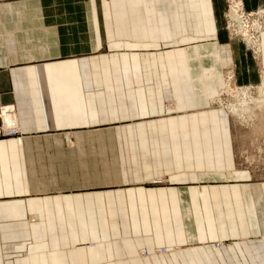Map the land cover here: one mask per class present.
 I'll list each match as a JSON object with an SVG mask.
<instances>
[{
    "label": "crops",
    "instance_id": "obj_1",
    "mask_svg": "<svg viewBox=\"0 0 264 264\" xmlns=\"http://www.w3.org/2000/svg\"><path fill=\"white\" fill-rule=\"evenodd\" d=\"M225 5L0 0V264H264V181L210 105L256 82L264 32L256 63Z\"/></svg>",
    "mask_w": 264,
    "mask_h": 264
},
{
    "label": "rangeland",
    "instance_id": "obj_2",
    "mask_svg": "<svg viewBox=\"0 0 264 264\" xmlns=\"http://www.w3.org/2000/svg\"><path fill=\"white\" fill-rule=\"evenodd\" d=\"M246 50L257 63L260 45L259 52L255 55L248 49ZM257 71L256 82L245 85L237 84L230 71H227L223 87L220 89L219 95L210 102V105L225 111L232 120L233 132L237 139V170L247 173L250 179L264 181V69L260 68ZM230 77L232 80L227 82ZM141 252H144L142 256H147L145 250H139L138 254ZM164 252H166L164 248H157L152 253L158 255Z\"/></svg>",
    "mask_w": 264,
    "mask_h": 264
},
{
    "label": "built area",
    "instance_id": "obj_3",
    "mask_svg": "<svg viewBox=\"0 0 264 264\" xmlns=\"http://www.w3.org/2000/svg\"><path fill=\"white\" fill-rule=\"evenodd\" d=\"M225 2L224 27L226 33L232 38H238L252 54H257L259 36L264 32V8L246 11L241 0H225ZM18 134L14 109L11 106L0 104V137H12L17 142L20 140Z\"/></svg>",
    "mask_w": 264,
    "mask_h": 264
},
{
    "label": "bare ground",
    "instance_id": "obj_4",
    "mask_svg": "<svg viewBox=\"0 0 264 264\" xmlns=\"http://www.w3.org/2000/svg\"><path fill=\"white\" fill-rule=\"evenodd\" d=\"M258 50H259V46H258ZM231 79V77L230 78H228L227 80V82H229V80ZM232 80V79H231ZM162 253V252H161ZM162 255V254H161ZM140 256L142 257V252L140 253Z\"/></svg>",
    "mask_w": 264,
    "mask_h": 264
}]
</instances>
